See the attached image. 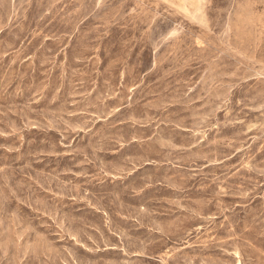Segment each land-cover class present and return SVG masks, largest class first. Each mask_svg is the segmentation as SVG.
Returning a JSON list of instances; mask_svg holds the SVG:
<instances>
[{"label":"rangeland","instance_id":"374dc122","mask_svg":"<svg viewBox=\"0 0 264 264\" xmlns=\"http://www.w3.org/2000/svg\"><path fill=\"white\" fill-rule=\"evenodd\" d=\"M0 264H264V0H0Z\"/></svg>","mask_w":264,"mask_h":264}]
</instances>
